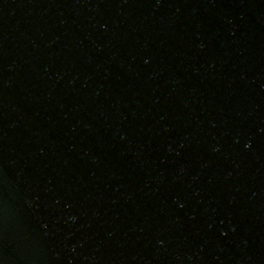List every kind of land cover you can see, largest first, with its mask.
<instances>
[{"label":"water","instance_id":"1","mask_svg":"<svg viewBox=\"0 0 264 264\" xmlns=\"http://www.w3.org/2000/svg\"><path fill=\"white\" fill-rule=\"evenodd\" d=\"M0 264H264V0H0Z\"/></svg>","mask_w":264,"mask_h":264}]
</instances>
